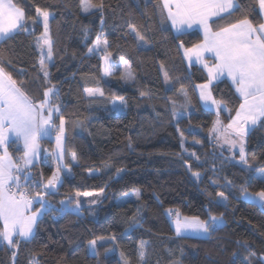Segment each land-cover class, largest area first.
<instances>
[{"label":"trees","instance_id":"trees-1","mask_svg":"<svg viewBox=\"0 0 264 264\" xmlns=\"http://www.w3.org/2000/svg\"><path fill=\"white\" fill-rule=\"evenodd\" d=\"M91 2L102 3L103 11L82 13L80 0H14L24 12L25 29L0 42V66L34 102L43 99L45 89L54 87L52 103L61 111L53 120L56 128L60 116L65 119L64 164L71 173L45 197L52 209L64 210L40 215L29 239L15 246L0 243V264H261L264 207L243 200L241 192L242 188L254 194L264 191V181L257 176L258 169L264 170V121L246 136V159L252 166L248 170L238 162V153L230 155L210 138L216 114L202 107L196 92L206 75L196 65H188L181 52L197 44L200 34L178 35L166 19L162 23L161 0ZM236 2L238 9L231 15L214 19V30L245 18L253 26L260 23L256 0ZM37 8L50 13L53 58L46 61L44 71L38 46L44 25ZM133 26L144 41L136 40ZM97 37L107 39L111 53L112 74L107 78L101 70L106 53L89 52ZM124 68L131 73V81L121 79ZM162 72L168 76L167 89ZM92 88L103 95H85L84 90ZM180 90L191 108L186 116L174 119L177 109L171 101ZM210 90L220 102L219 119L225 125L240 100L224 79ZM120 97L125 101L123 113L110 104V99ZM52 144L42 140V157L29 169L28 191L51 176ZM10 150L19 161V148L10 144ZM72 152L75 161L70 158ZM101 189L97 203L82 202L79 214L61 205L76 192L95 194ZM135 190L139 199L133 195L119 203L109 202ZM221 192L227 198L224 204L216 201ZM167 210L204 220L223 214V223L208 237H178ZM94 239L99 256L88 252V242ZM142 240L147 241L144 261L138 259Z\"/></svg>","mask_w":264,"mask_h":264},{"label":"snow or ice","instance_id":"snow-or-ice-1","mask_svg":"<svg viewBox=\"0 0 264 264\" xmlns=\"http://www.w3.org/2000/svg\"><path fill=\"white\" fill-rule=\"evenodd\" d=\"M146 4L148 0H145ZM81 10L84 13L91 14L93 10L103 11V4H93L91 0H80ZM258 6L264 13V0H258ZM238 9L236 0H162V23L166 19L171 22L172 28L178 35L185 32L186 28H192L198 25L203 32V41L191 48H184V56L192 63V57L196 58L197 63H203L208 72V83L197 85L200 88V99L205 102V107L209 106V102L213 106H217L219 117L220 109L217 100L212 96L209 85L213 80L227 76L235 86L236 92L239 94L241 103L236 109V115L231 119L225 131L219 132L217 125L220 124L217 118L214 121L211 132L218 133V139L223 138L225 143L232 147L239 145L240 163L246 165L248 170L252 166L246 159L245 143L246 136L251 129L257 125L258 121H264V23L259 26H253L248 18L240 20L237 23L229 24L222 27L218 31H213L212 24L215 19H223L225 15H231ZM37 13L43 20L44 32L38 40L40 47V69L44 71L46 61L53 58L52 44L49 38V19L50 13L40 8L36 9ZM166 13V17L163 16ZM25 15L14 0H0V42L9 40L12 36L25 29ZM27 19L37 22L34 18ZM103 23V20H102ZM137 41H144L143 35L132 27ZM87 35V30L85 32ZM146 42V41H145ZM107 39L103 41L105 46L104 73L112 74L113 65L108 61L111 53L107 52ZM101 41L97 37L94 42L96 49L100 48ZM45 47L47 52L45 54ZM180 47H184L181 43ZM94 48H89V52H93ZM208 53L214 57L215 63L209 66L204 60V54ZM45 78L49 75L44 73ZM121 79L131 81L133 79L131 73L121 76ZM165 82H168V76L165 73ZM85 92L92 96L99 92V89H85ZM56 94L55 89L47 88L44 90L43 99L34 102L23 90L22 86H18L17 82L12 78L11 74L0 66V148L3 154L0 155V222L3 229L0 230V241H6L9 246H15L19 243L15 237H21L25 240L29 239L35 227L38 225L39 216L44 212L52 209V206L45 199L51 195L53 190H58V185L62 183L64 160V141L66 139L65 119L61 115L59 130L56 133V144L59 155L53 153V158L57 162V167L52 175L47 178L46 183L36 182L32 185L33 189L41 187L42 191L35 192V199L28 194L27 184L32 180L28 169L38 162L40 146L39 141L51 136L54 124V115L60 113V108L52 103V95ZM146 95V93H141ZM186 100L187 96L185 94ZM121 104H125L123 97H120ZM175 104L176 101H171ZM47 113V114H45ZM183 113H174V119H180ZM233 134L235 138L233 137ZM23 142L24 153L19 161H16L8 152V144L12 142ZM131 146V145H129ZM183 147V140L181 141ZM73 161L76 160V153H71ZM123 171L117 169V172ZM69 174L71 168H68ZM193 176L198 177L197 173ZM257 176L264 181V170H257ZM21 177L25 181V187L22 189ZM229 183H231L229 181ZM104 192L101 189L97 193L76 192V199L61 201V204L67 207L70 203H75V211L79 214L82 201L81 196H100ZM242 196L249 202L264 207V191L249 194L247 188H242ZM132 195L137 199L140 198L138 190ZM220 199L219 204H224L226 197L224 194H217ZM90 203H96L93 199ZM39 203L41 209L31 212V206ZM64 208L57 211L62 212ZM30 213V214H29ZM169 216L172 215L169 210ZM175 227V233L180 236H205L208 237L213 231L218 229L223 223V214L220 216L210 215L208 219H201L199 216L181 217L179 211L175 213V219L172 220ZM103 242V241H102ZM93 253L99 256L96 251L98 247L97 240L88 242ZM147 241L139 243L140 261H144L146 257ZM108 252L106 251L105 255ZM15 256V253H13ZM123 255V254H122ZM125 264H128L125 261ZM264 264V261H262Z\"/></svg>","mask_w":264,"mask_h":264},{"label":"rangeland","instance_id":"rangeland-1","mask_svg":"<svg viewBox=\"0 0 264 264\" xmlns=\"http://www.w3.org/2000/svg\"><path fill=\"white\" fill-rule=\"evenodd\" d=\"M80 7H81V5H80ZM82 11V10H81ZM82 13H84L83 11H82ZM97 40V39H96ZM95 40V41H96ZM94 41V42H95ZM100 41H101V46H100V48H98V49H96L95 47H94V43L92 44V46H91V48H94V51L93 52H96V53H104L105 52V50H104V45H103V41L100 39ZM45 54H46V47H45ZM40 58H41V52H40V49H39V63H40ZM104 66H105V61H103V63H102V74H103V76L105 77V78H107L108 77V75H105V73H104ZM128 73H130L128 70H127V68H124L123 70H122V76L123 75H127ZM162 80H163V84H164V87L167 89V88H169V86H170V84H169V81L166 83L165 82V74L162 72ZM205 83H208V81L206 80V82H204V83H201V84H198V85H202V84H205ZM212 84V83H211ZM211 84L209 85V90L211 89ZM92 89H98V88H92ZM196 91L198 92V97H199V100H200V104L202 105V107L203 108H205V109H209V110H211V111H213V112H215L216 114H217V112H218V110H217V108H213V106L211 105V103L209 102V106L208 107H205V102L204 101H202L201 99H200V88H198L197 87V85H196ZM211 91V90H210ZM84 93H85V95H87V96H89L86 92H85V90H84ZM98 95H100L99 94V92H97V93H95L94 95H92V96H98ZM174 101V100H173ZM176 101V103L174 104L175 105V107H176V109L177 110H175V113H183V115L182 116H186L187 114H188V108L190 109L191 107H190V105H189V103H188V101L186 100V97H185V94H184V92L182 91V90H180L179 91V93H178V97H177V99L175 100ZM110 104H111V107L112 108H114L116 111H117V113H123L124 112V107H123V105L121 104V102H120V100L119 99H110ZM220 106V105H219ZM174 107V106H173ZM221 108V107H220ZM45 114H47V113H45ZM58 130H59V126H56V128H53V130H52V134H51V136L49 137V138H46V139H49V140H54L55 141V148H54V152H56V154L57 155H59V150L57 149V144H56V133L58 132ZM183 140V139H182ZM220 141V140H219ZM245 147H246V143H245ZM237 151H238V162L240 163V157H239V145H238V148H237ZM53 152V153H54ZM234 153V152H233ZM233 153H230V155H232ZM189 155H191V154H189ZM71 158V160H73L72 159V156L70 157ZM62 166H63V172H62V178H63V176H65V175H69V172H68V167H66L65 166V164H64V160L62 161ZM56 167H57V162H56V160H54V168L56 169ZM54 169V170H55ZM46 183V182H45ZM53 191H55V190H53ZM52 191V192H53ZM249 194H253L254 195V193H250V192H248ZM94 196V199L95 200H97V199H99L100 197H101V195L100 196H95V195H93ZM93 196H90V197H93ZM133 195H132V193L131 192H129L128 194H126V196H120V197H116V198H111L110 200H109V202L110 203H112V202H114V203H119V202H121V201H123L124 199H127V197H132ZM35 197V196H34ZM90 197H83V196H81L79 199L84 203L85 201H90ZM36 198V197H35ZM243 200H246L245 198H244V196H242L241 197ZM46 199V198H45ZM72 199H76V195L74 194V195H72V196H69V197H67L66 199H64V201H67V200H72ZM220 199V197H218V195H217V197H216V201H218ZM246 201H248V200H246ZM249 202V201H248ZM90 203V202H89ZM97 203V202H96ZM62 205V204H61ZM64 206V205H63ZM82 206H84V205H81V207ZM259 206V205H258ZM67 207H69L70 209H72L73 211H75V209H76V205H75V203H70V204H68L67 205ZM80 207V208H81ZM79 211H80V209H79ZM172 212V211H171ZM169 210H167L166 211V216H167V218H168V221H169V223H170V226H171V228H172V230H173V232H174V234L176 235V233H175V227H174V225H173V223H172V220L173 219H175V213L176 212H172V215L171 216H169ZM181 217H185V215H181ZM187 217H193V216H187ZM209 218V217H208ZM207 218V219H208ZM177 236V235H176ZM182 237V236H181ZM183 237H200V238H204L205 236H183ZM0 243H2V241H0ZM4 243V242H3ZM88 252L90 253V254H94L93 253V251L90 249V247H89V244H88ZM264 255H260L259 257H263Z\"/></svg>","mask_w":264,"mask_h":264},{"label":"crops","instance_id":"crops-1","mask_svg":"<svg viewBox=\"0 0 264 264\" xmlns=\"http://www.w3.org/2000/svg\"><path fill=\"white\" fill-rule=\"evenodd\" d=\"M161 5H162V0H161ZM256 6H257V10H258V13H259V15H260V23L257 25V26H259L261 23H264V13H262L261 11H260V9H259V6H258V0H256ZM165 14V17H166V13H164ZM215 19V18H214ZM243 20V19H242ZM239 22V21H238ZM168 23H169V25H170V27H171V29L176 33V31L172 28V25H171V22L170 21H168ZM219 30V29H218ZM218 30H214L213 29V31H218ZM192 31H196V32H198L199 34H200V36H201V40L197 43V44H200L202 41H203V32H202V30L199 28V26L198 25H193V27L192 28H186V30H185V32H192ZM197 44H195V45H197ZM194 46V45H193ZM193 46H191V47H193ZM191 47H188V48H191ZM181 52H182V55H183V58H184V60H185V62L188 64V65H190V64H193V65H196L197 67H199L204 73H205V75H206V78H207V81H208V72H207V70L205 69V67H204V64L203 63H197L196 62V58L195 57H192V63H189V60L187 59V58H185V56H184V48H182L181 49ZM204 60L208 63V65L209 66H212L214 63H215V61H214V57L212 56V55H210V54H208V53H205L204 54ZM222 79H224V80H226L229 84H230V86L232 87V89H233V91H234V93H235V95L239 98V100H240V97H239V94L236 92V90H235V86L232 84V82H231V80L227 77V76H223V77H221L220 79H217V80H213L212 81V84L213 83H215V82H217V81H220V80H222ZM211 84V85H212ZM197 92V91H196ZM197 95H198V92H197ZM199 98V97H198ZM240 103H241V100H240ZM240 105V104H239ZM213 106V105H212ZM220 107V106H219ZM213 108H217V106H213ZM239 108V107H238ZM217 110H218V108H217ZM215 113V112H214ZM216 114V113H215ZM235 115H236V112L234 113V115L231 117V119L233 118V117H235ZM217 118L219 119V117H217V114H216V118H215V121L217 120ZM231 119L229 120V122L231 121ZM219 121H220V119H219ZM229 122L227 123V124H222L221 123V121H220V124L219 125H217V127L219 128V132L220 133H223L224 131H225V128L227 127V125L229 124ZM258 122H260V121H258ZM258 124V123H257ZM213 125H214V123L212 124V127H211V129L213 128ZM255 127V126H254ZM253 127V128H254ZM252 128V129H253ZM52 134V133H51ZM210 138L212 139V140H215V142H216V144L218 145V147L219 148H221V149H225L226 151H228L229 153H238V151H237V148H238V145L237 146H235V147H232L230 144H228V143H225V141H224V139L223 138H220V139H218L217 137H218V133L217 132H211L210 134ZM232 138H235V136H234V134H233V137ZM45 140H47L46 138H44ZM44 139H42V140H44ZM42 140H40L39 141V146H40V153H39V158H38V162L40 161V159H41V157H42V153H43V147H42ZM220 140V141H219ZM245 140H246V138H245ZM53 141V144H52V151H51V154H52V156H53V150H54V148H55V141L54 140H52ZM10 144L12 145V147L13 148H19V150H20V156L18 157V160H20V158L23 156V153H24V145H23V142L22 141H20V142H12V143H9L8 144V152H9V154L16 160V158L12 155V153H11V150H10ZM3 154V149L2 148H0V155H2ZM55 160V159H54ZM17 161V160H16ZM37 162V163H38ZM36 164V163H35ZM32 166H30L29 167V169L31 168ZM29 169H28V171H29ZM55 169V168H54ZM54 171V170H53ZM53 173V172H52ZM52 175V174H51ZM47 181V180H46ZM25 184V181L23 180V178L21 177V186L22 185H24ZM25 186H22V189L24 188ZM35 195H33V196H31V197H33L34 199H35V197H34ZM37 209H41V205L39 204V203H34L32 206H31V212H36L37 211ZM30 214V213H29ZM0 226H1V228H0V230H2L3 229V225H2V222H0ZM15 239L16 240H22L23 238H21V237H15ZM4 242V243H3ZM2 243L3 244H5V245H8V243L6 242V241H2ZM258 260L260 261V263L262 264V261H264V256L263 257H258Z\"/></svg>","mask_w":264,"mask_h":264},{"label":"built area","instance_id":"built-area-1","mask_svg":"<svg viewBox=\"0 0 264 264\" xmlns=\"http://www.w3.org/2000/svg\"><path fill=\"white\" fill-rule=\"evenodd\" d=\"M38 191L37 189H31L28 191L29 196L35 195V192Z\"/></svg>","mask_w":264,"mask_h":264}]
</instances>
